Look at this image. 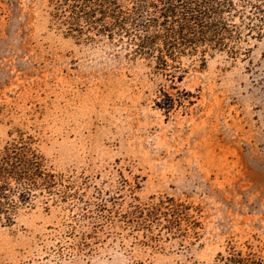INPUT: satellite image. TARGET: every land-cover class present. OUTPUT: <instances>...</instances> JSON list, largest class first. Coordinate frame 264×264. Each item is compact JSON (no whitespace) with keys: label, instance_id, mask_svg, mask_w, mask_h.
Masks as SVG:
<instances>
[{"label":"rangeland","instance_id":"1","mask_svg":"<svg viewBox=\"0 0 264 264\" xmlns=\"http://www.w3.org/2000/svg\"><path fill=\"white\" fill-rule=\"evenodd\" d=\"M50 1L0 0V154L27 145L55 181L0 220V264H264V23L247 0L226 46L166 67L124 46L140 27L69 33Z\"/></svg>","mask_w":264,"mask_h":264},{"label":"trees","instance_id":"2","mask_svg":"<svg viewBox=\"0 0 264 264\" xmlns=\"http://www.w3.org/2000/svg\"><path fill=\"white\" fill-rule=\"evenodd\" d=\"M50 5L53 19L69 33L79 34L81 24L109 35L123 31L126 24L140 27L139 35L124 46L134 56L154 58L159 67H166L165 58L226 46L218 39L227 31L223 16L242 15L244 8L238 10L234 0H51ZM245 5L253 20L264 23V0H247ZM246 16L250 21V14ZM54 186V176L27 145L5 149L0 154V220L9 223L17 206L28 204L35 190L50 194Z\"/></svg>","mask_w":264,"mask_h":264}]
</instances>
